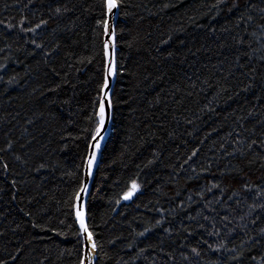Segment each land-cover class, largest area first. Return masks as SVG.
Returning <instances> with one entry per match:
<instances>
[{
    "label": "trees",
    "instance_id": "16d2710c",
    "mask_svg": "<svg viewBox=\"0 0 264 264\" xmlns=\"http://www.w3.org/2000/svg\"><path fill=\"white\" fill-rule=\"evenodd\" d=\"M215 3L122 0L124 70L88 198L101 246L94 264H236L235 251L215 250L221 243L243 251V264H264V208L250 207L264 205V0L233 12L231 0ZM101 15L102 0H0V258L8 264H77L68 205L84 180L77 166L103 75ZM253 75L256 86L241 91ZM133 180L140 189L121 199Z\"/></svg>",
    "mask_w": 264,
    "mask_h": 264
},
{
    "label": "snow or ice",
    "instance_id": "6c2138e0",
    "mask_svg": "<svg viewBox=\"0 0 264 264\" xmlns=\"http://www.w3.org/2000/svg\"><path fill=\"white\" fill-rule=\"evenodd\" d=\"M226 0H216V3L212 5V9H216L221 5L225 4ZM122 0H102V15L101 18L96 21L97 26L102 30L100 34L103 35V44H102V70L103 75L101 78V82L98 84L97 95L93 104V113L88 117V121L93 127L85 129L87 133V142L85 144V152L81 158L80 164L77 166L79 170H82L86 177H93L95 170L99 167L100 164V154L104 148L103 141L107 139L105 132L107 131V123L108 121L114 120L112 110L114 108L113 97L116 94V89L112 86L113 81L117 77L119 72H122L123 66L117 60V31L116 24L113 22V17L119 15V9L121 7ZM241 8L248 10L256 9V4L253 3V0H231V7L228 8L229 12L240 11ZM61 11L60 8L56 9V12L59 13ZM67 11V9H65ZM261 13H264V8L260 9ZM245 19L251 21L253 19L252 15H248L244 17L240 16V20L243 22ZM47 24V21L41 20L39 24L35 26V28H26L23 31L33 32L36 28H40L41 25ZM8 27H12L9 25ZM214 31V29L212 30ZM172 37L169 36L167 40H163L161 43L167 44ZM243 41H240L242 43ZM33 44L36 42L33 40ZM183 43V42H181ZM37 48L41 47V45H36ZM47 55V54H46ZM172 53H168V57H172ZM239 59V57H237ZM241 69L245 68L244 64H239ZM251 72L254 74L255 69H251ZM242 75H246L247 73H241ZM254 75L250 79V81L244 84V87L241 89L243 92H250L256 86L252 82L254 80ZM261 89H264V81L259 84ZM223 91L227 93L228 89L224 88ZM232 97L230 96L229 99ZM259 99V97H258ZM211 111V110H210ZM252 113L249 112L248 116H251ZM243 119V117H241ZM187 123L191 124L192 121H187ZM255 143V141H253ZM13 147L12 142H8L7 149H11ZM23 147V145L21 146ZM251 147V145H249ZM3 151V150H0ZM197 155V150H193L189 159ZM2 159V158H0ZM17 160H21V156H16ZM27 163V161H24ZM187 163V161H185ZM40 168H44L45 165L41 164ZM3 168L7 170L9 165L7 163L3 164ZM39 171V169H37ZM72 175H76L73 173ZM18 184V181L14 178L11 180V185L15 187ZM213 187H220L218 184L213 185ZM245 188L248 187L247 184L244 185ZM140 188V185L136 183L135 180L131 182V187L123 193L121 199L129 200L133 197V194L137 192ZM18 193H14L12 195V199L15 200ZM90 188L89 184L86 180L80 181L78 187L73 191L72 195L69 197V210L70 215L73 219V225H75V231L72 235L76 238V256H77V264H93L94 259L99 254L100 245L96 240V233L94 231L96 225L91 222L92 217L90 214L89 208V197ZM119 203V201H117ZM253 210L256 207L264 208V205H252ZM23 211V210H22ZM26 216H31L32 213L25 212ZM206 219V218H205ZM63 223V222H61ZM157 224L160 221L156 222ZM253 224L256 221H252ZM33 227L40 228L42 227L40 224H37L33 221ZM19 227V225H17ZM71 228L72 225H69ZM145 232L149 231L147 228L144 230ZM64 235V233H60ZM216 235V233H212ZM139 235H144V233H139ZM259 237L264 239V228H260ZM251 239V238H250ZM260 239L254 240L253 243H259ZM205 243H207L205 241ZM209 247H212L209 245ZM223 249L226 252L235 251L234 255H230L229 259L231 261L236 262V264H243L244 253L240 250L228 249L225 247L223 243L216 246L215 250L219 251ZM17 251H21L17 249ZM143 252V249L141 250ZM193 252H196V249H192ZM8 259L15 261L17 257L11 256L9 254ZM0 264H8V260L5 258H0Z\"/></svg>",
    "mask_w": 264,
    "mask_h": 264
},
{
    "label": "water",
    "instance_id": "95a60500",
    "mask_svg": "<svg viewBox=\"0 0 264 264\" xmlns=\"http://www.w3.org/2000/svg\"><path fill=\"white\" fill-rule=\"evenodd\" d=\"M117 17H118V16L113 17V22H114L115 24H116V21H117ZM116 79H117V77H116L115 80L113 81V85H112L114 88H115V84H116ZM112 114H113V110H112ZM112 124H113V120H112V121H108V123H107V131L105 132V135H106L107 139H105V140L103 141L104 148H103L102 152L104 151V149H105V145H106V143H107V141H108V138H109V136H110V134H111V131H112ZM102 152H101V154H100L99 160L101 159ZM96 171H97V169L95 170V172H94V176H93V177H86L85 174H84V180H86L87 183L89 184L90 191H91V187H92V184H93V181H94V178H95ZM84 180H83V181H84ZM139 189H140V188H139ZM139 189H138V190H139ZM88 198H89V197H88ZM93 264H94V261H93Z\"/></svg>",
    "mask_w": 264,
    "mask_h": 264
}]
</instances>
